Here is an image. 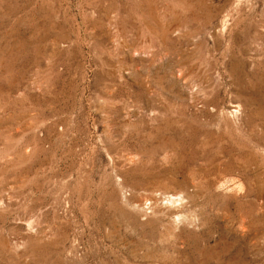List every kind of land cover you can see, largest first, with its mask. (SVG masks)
Listing matches in <instances>:
<instances>
[{"label": "rangeland", "instance_id": "rangeland-1", "mask_svg": "<svg viewBox=\"0 0 264 264\" xmlns=\"http://www.w3.org/2000/svg\"><path fill=\"white\" fill-rule=\"evenodd\" d=\"M0 264H264V0H0Z\"/></svg>", "mask_w": 264, "mask_h": 264}]
</instances>
